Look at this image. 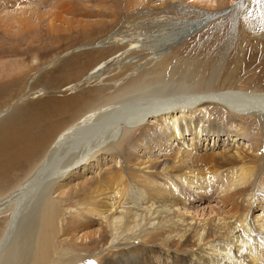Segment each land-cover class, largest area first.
Masks as SVG:
<instances>
[{"label":"rangeland","instance_id":"374dc122","mask_svg":"<svg viewBox=\"0 0 264 264\" xmlns=\"http://www.w3.org/2000/svg\"><path fill=\"white\" fill-rule=\"evenodd\" d=\"M234 1H240L238 17L232 10L237 6ZM208 14L213 17L211 21L181 37L178 44L169 41L161 56L155 54L160 45L157 40L178 30L173 24L181 26L180 21L187 20L193 25L191 20L205 19ZM192 27L186 26L185 32ZM234 27L224 55L222 46ZM96 68H104L102 78L81 83ZM226 89L264 92V0H251L249 4L243 0H0V198L26 180L57 133L86 115L96 112L99 114L93 119H98L106 108L136 93L152 96ZM52 111L54 114L44 118ZM198 113L207 129H212L196 135L201 155L235 144L253 157L264 152V125L257 117L234 114L248 126L246 134L235 137V142L223 134L236 131L229 130V115L221 107L208 104ZM148 126L139 124L119 141L121 155H100L104 158L101 166L92 161L86 170L59 180L60 187L52 194V212L43 224L28 225L30 218L23 220L30 212L26 207L20 228L15 229L18 237L14 235L6 250L0 252V264H38L44 241L50 250L48 264L173 262L170 249L181 243L173 245L156 224L151 226L149 215L113 222L109 214L97 211L98 198L91 188L96 178L105 182L110 173L118 175V166L124 172L119 182L122 188L133 183L148 186L149 173L156 174L157 169L148 172L139 168L141 164L133 166L130 155L135 151L142 160L161 163L170 148L178 146L176 140L173 145L157 148L154 138L158 134L153 132L154 137L146 134L145 142L141 141ZM213 130L216 134L223 130L221 140L217 136L214 141ZM185 136L188 140L193 134ZM13 137L20 141L15 147L10 145ZM151 146L155 149H149ZM17 203L15 199L0 211V243ZM221 204L209 198L202 203L180 201L177 206L189 210L188 215L203 218L213 217L212 209H224ZM185 260L182 264H188Z\"/></svg>","mask_w":264,"mask_h":264},{"label":"bare ground","instance_id":"6f19581e","mask_svg":"<svg viewBox=\"0 0 264 264\" xmlns=\"http://www.w3.org/2000/svg\"><path fill=\"white\" fill-rule=\"evenodd\" d=\"M243 1L249 4L251 0ZM233 3L237 4L232 8L235 11L240 1ZM226 11L217 12V14L220 15ZM236 11L235 15L238 17L239 12ZM208 17H211L210 14L207 18L204 17L205 19L191 20L193 25L188 24L187 22L190 23V21L187 20H181L180 22L183 23L181 26L173 24L174 29L179 27L178 30L166 33L163 39L157 40L160 45L156 48L155 54L161 56L166 53L169 41L177 42V39L180 40L184 35L207 24ZM186 26L193 27L185 32ZM234 31L235 27L230 30L222 46L221 52L224 55ZM106 39L112 41L109 37ZM103 69L92 70L81 83L84 80L100 78L104 73ZM208 104L221 107L226 115H229L226 121L230 126L229 130L234 128L236 131V134H231L229 131L220 130L216 134L217 131L213 130L214 141L217 136L221 140L222 131L228 137L227 139H234L235 142L238 141L235 137L246 134L248 126L236 119L234 114L241 116L251 114L264 125V111L259 110L264 109V92L226 89L219 92L184 91L179 94L152 96L136 93L106 108L105 113L98 119H93L99 114L95 112L61 130L51 145L47 146L43 157L26 180L9 194L0 198V211L18 199L11 223L9 222L8 229L0 243V252L3 249L6 250V245L10 240H14L15 236L18 237L15 229L20 228L19 220L26 207L29 206L30 212H27L23 220L30 218L28 225L31 224L32 227L43 224L52 212V194L60 187L58 186L61 183L59 180L69 179L74 172L86 170L92 161H97L101 166L104 158L100 155L107 153L113 155L117 152L121 155L123 151L117 148L119 141L129 134L132 128L139 124L149 123L150 126L143 129L141 141L145 142L144 137L147 135L154 137L152 134L156 133L158 136L154 139L159 144L157 148L173 145V141L176 140L178 141L175 143L178 145L177 148L173 150L170 148L164 160L160 161L161 163L150 158L142 160L141 156H136L135 151L132 155L126 153L131 156L129 161L133 163V166L141 164L142 167L139 168H144L148 172L151 169H157L156 174L149 173L151 176L149 181L146 178L148 186L133 183L132 186L126 188H122V183H119L124 175L121 166H118L120 171L118 175L110 173L105 182H101V178H96L91 188H94V195L98 198L97 211L102 215L109 214L115 223H122L124 219L132 220L149 215L147 220L148 222L153 221L151 226L156 224L158 229L165 232L173 245L181 243V245L176 244L172 248L174 250L170 249L173 251L174 260L169 264H182L186 258L188 264H264V170L259 176L257 174L264 162V152L253 157L235 144L219 152L213 151L201 155L198 152L200 145L196 135L197 133L198 135L206 134L212 129H207L198 111H204V106ZM188 112L189 114H186ZM52 114H54L53 111L44 114V118ZM189 132L193 136H189L188 140L184 139ZM23 135L25 136V132L19 137L22 138ZM18 142L20 141L13 137L10 145L15 147ZM215 144L216 142L213 147ZM1 145L0 141V148ZM153 148L149 147V149ZM126 157H124L125 161H127ZM85 183L80 184L79 188L83 189ZM209 198L222 203L221 207L224 206L225 210L221 208V211L217 212V209H212L215 213L213 217L207 215L208 217L197 218L194 214L188 215L189 210H182L177 206L180 201L186 203L193 200V203H202ZM254 208L256 210L253 213ZM45 243L46 241L41 245L38 264L49 262L47 255L49 256L50 250L46 249Z\"/></svg>","mask_w":264,"mask_h":264},{"label":"water","instance_id":"95a60500","mask_svg":"<svg viewBox=\"0 0 264 264\" xmlns=\"http://www.w3.org/2000/svg\"><path fill=\"white\" fill-rule=\"evenodd\" d=\"M215 17H217V16H214V18H215ZM212 19H213V17H209L207 21L209 22V21H211ZM208 22H206V23H208ZM179 42H180V40H177V42H176L175 44H178ZM99 45H102V44H99Z\"/></svg>","mask_w":264,"mask_h":264},{"label":"snow or ice","instance_id":"6c2138e0","mask_svg":"<svg viewBox=\"0 0 264 264\" xmlns=\"http://www.w3.org/2000/svg\"><path fill=\"white\" fill-rule=\"evenodd\" d=\"M93 264H94V262H93Z\"/></svg>","mask_w":264,"mask_h":264}]
</instances>
